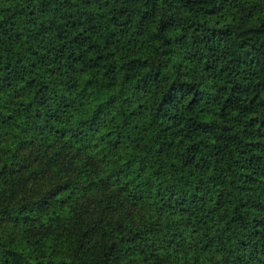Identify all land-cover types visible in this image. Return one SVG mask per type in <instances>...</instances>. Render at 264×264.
Returning a JSON list of instances; mask_svg holds the SVG:
<instances>
[{"label": "trees", "instance_id": "trees-1", "mask_svg": "<svg viewBox=\"0 0 264 264\" xmlns=\"http://www.w3.org/2000/svg\"><path fill=\"white\" fill-rule=\"evenodd\" d=\"M0 264H264V0H0Z\"/></svg>", "mask_w": 264, "mask_h": 264}]
</instances>
